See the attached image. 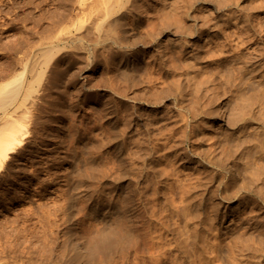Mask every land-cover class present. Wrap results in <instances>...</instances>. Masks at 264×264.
<instances>
[{
  "label": "rangeland",
  "instance_id": "374dc122",
  "mask_svg": "<svg viewBox=\"0 0 264 264\" xmlns=\"http://www.w3.org/2000/svg\"><path fill=\"white\" fill-rule=\"evenodd\" d=\"M100 1L0 0V264H264V0Z\"/></svg>",
  "mask_w": 264,
  "mask_h": 264
},
{
  "label": "bare ground",
  "instance_id": "6f19581e",
  "mask_svg": "<svg viewBox=\"0 0 264 264\" xmlns=\"http://www.w3.org/2000/svg\"><path fill=\"white\" fill-rule=\"evenodd\" d=\"M100 1V0H99ZM103 1V0H102ZM105 1V0H104ZM148 1V0H147ZM153 1V0H152ZM208 1V0H207ZM239 1V0H238ZM108 1L106 0V2H99V3H101V4H99V6H97V5H95L94 4V7H90V10L87 8V12H88V10H89V13H90V15L89 16H91V14L92 15H94L95 13H97V12H99L100 13V11L101 12H104V13H106V14H109L110 12H112L113 11V8H112V5L110 4V3H107ZM138 2V1H137ZM141 2H143V0L141 1ZM145 2V1H144ZM169 2V1H168ZM171 2H174V0L172 1L171 0ZM199 2V4L200 3H204V2H206V0H199L198 1ZM211 2H212V0H211ZM211 2H210V4H211ZM214 2V1H213ZM212 2V3H213ZM103 3V4H102ZM197 3V2H196ZM172 4V3H171ZM198 4V5H199ZM233 4V3H232ZM244 4V3H243ZM102 5V6H101ZM200 5H202V4H200ZM91 6V5H90ZM93 6V5H92ZM230 6V5H229ZM240 6V3L238 2L237 4H235V7H239ZM89 7V6H88ZM230 9V8H229ZM228 9V10H229ZM232 9V8H231ZM236 9V8H235ZM240 9H241V7H240ZM236 10H238V9H236ZM243 10V9H242ZM241 10V11H242ZM233 11V10H232ZM235 11V10H234ZM88 13V14H89ZM98 13V14H99ZM235 13V12H234ZM123 17V16H122ZM124 18V17H123ZM193 18H197V17H193ZM233 18V17H232ZM119 19V18H118ZM122 20V19H121ZM121 20H117L116 19V23H118V24H121L122 22H123V20L121 21ZM229 22V21H228ZM117 24V25H118ZM116 24H114V26H115ZM116 25V26H117ZM123 25V24H122ZM122 25H120V26H122ZM115 26V27H116ZM119 26V25H118ZM117 26V27H118ZM168 29H170V28H168ZM166 30V29H165ZM168 31V30H167ZM166 32V31H165ZM197 32V31H196ZM190 34H192V33H189V35ZM196 34V33H195ZM195 34H194V36H195ZM198 34V33H197ZM201 34H203V33H201ZM200 34V35H201ZM193 35V34H192ZM192 35H190V37L192 36ZM188 36V35H187ZM186 36V37H187ZM193 36V37H194ZM199 37V36H198ZM202 38V37H201ZM189 39V38H188ZM194 39V38H193ZM203 39V38H202ZM201 41V40H200ZM186 42V44H188L187 42L188 41H184V43ZM191 42H193V40H191ZM191 42L189 43V45L187 46V51H188V53H192L191 54V57L195 54V53H193L194 52V50L195 49H197V45H196V48H193V45H191ZM203 42V41H202ZM176 43V42H175ZM174 44V43H173ZM172 44V45H173ZM182 44V43H181ZM181 44H180V46H181ZM193 44H195V43H193ZM200 44V43H199ZM175 45V44H174ZM173 45V46H174ZM175 47V46H174ZM182 47L183 46H181L180 48L182 49ZM184 47H185V45H184ZM184 47H183V51H184ZM186 49V48H185ZM198 49H201V47L200 48H198ZM197 51H199V50H197ZM186 52V51H185ZM184 52V53H185ZM182 53V52H181ZM187 53V52H186ZM185 53V54H186ZM198 53V52H197ZM199 54H201L200 52H199ZM232 54V53H231ZM182 55H183V53H182ZM227 55H229V53L227 54ZM226 55V56H227ZM233 56V55H232ZM187 57V56H186ZM189 57V56H188ZM196 58V57H195ZM228 58V57H227ZM238 58V57H237ZM189 59V58H188ZM193 60H194V57L192 58ZM199 59V58H198ZM198 59H196L197 61H198ZM190 60V59H189ZM237 60V59H236ZM256 60V59H255ZM195 61V60H194ZM194 61H191L192 63L194 62ZM262 61V60H261ZM251 62H252V60H251ZM191 63V64H192ZM194 64V63H193ZM199 64V63H198ZM197 64V65H198ZM253 64V63H252ZM263 63H259V65H262ZM250 65V64H249ZM255 65V64H254ZM264 65V64H263ZM192 66V65H191ZM198 66H201L200 64L198 65ZM258 66V65H257ZM190 67V66H189ZM202 67H203V65H202ZM253 67H255V66H251V68H253ZM263 67V66H262ZM261 66L259 67L260 68V71L262 72V68ZM192 68H194V67H192ZM199 68H201V67H198V69ZM258 68V67H257ZM262 68V69H261ZM202 70H204L203 68H201ZM200 69V70H201ZM190 70H193V69H189V71ZM197 70V69H196ZM255 70V69H254ZM253 70V71H254ZM194 71H195V69H194ZM251 71V70H250ZM191 72V71H190ZM189 72V73H190ZM200 72V71H199ZM258 72H259V70H258ZM258 72H256V73H258ZM254 74H255V72H254ZM259 74V73H258ZM262 74V73H261ZM251 76V75H250ZM262 77H264V75L262 76ZM262 77H261V79H262ZM258 79H260V78H258V75H253L252 76V80L254 81V82H257V80ZM252 80H250V82H251V85H252ZM263 80V79H262ZM264 81V80H263ZM249 82V83H250ZM253 82V83H254ZM260 83V82H259ZM255 84V83H254ZM246 85V84H245ZM247 85H248V82H247ZM250 85V84H249ZM257 85V84H256ZM256 85H255V87H256ZM262 85H264V83L263 84H261V86ZM258 86V85H257ZM260 86V85H259ZM247 87V86H246ZM253 87V86H252ZM252 87H248V89L250 90ZM254 88V87H253ZM257 88V87H256ZM259 90V92H260V94L261 93H263L264 94V86H262L260 89H258ZM241 91H243L242 89H241ZM244 91H248V90H245L244 89ZM243 91V92H244ZM253 91H254V89H253ZM256 92V91H255ZM258 92V91H257ZM242 93V92H241ZM252 93H254V92H252ZM254 94H256V93H254ZM253 94V95H254ZM259 94V95H260ZM242 95V94H241ZM252 95V94H251ZM258 95V94H257ZM256 95V96H257ZM244 96L245 95H243L242 97L241 96H239V97H241V98H244ZM238 97V98H239ZM247 97V96H246ZM250 97V96H249ZM249 97H247V98H249ZM252 97V96H251ZM259 97V96H258ZM257 97V98H258ZM260 97H261V95H260ZM256 98V97H255ZM245 99V98H244ZM251 98H249L248 100H250ZM254 99V98H253ZM260 99V98H259ZM247 100V99H246ZM261 100V99H260ZM263 100V99H262ZM261 100V101H262ZM259 101V100H258ZM243 102V101H242ZM245 102V101H244ZM243 102V103H244ZM219 103V102H218ZM236 103H239V100H238V102H236ZM250 103H252V102H250ZM249 103V104H250ZM214 104H216V103H214ZM213 104V105H214ZM240 104V103H239ZM243 104H241L240 106H242ZM217 106V105H216ZM245 106H248V105H245ZM225 107V106H224ZM232 107H233V105H232ZM244 107V106H243ZM215 108V107H214ZM218 113H217V115L214 117V119H216L217 121H219V120H221V121H223V123L226 125H228V121L227 120H222V114H221V109H222V107L221 106H219L218 105ZM230 108V107H229ZM246 108V107H245ZM233 109V108H232ZM244 109V108H243ZM216 110V109H215ZM248 110V109H247ZM245 111L246 113H244L245 115L247 114V112L248 111ZM224 111H225V109H224ZM232 111V110H231ZM243 111V110H242ZM252 111V110H251ZM215 112V111H214ZM244 112V111H243ZM233 113V112H232ZM231 113V114H232ZM12 116H13V111L11 112V111H5L4 113H3V115L2 116H0V120L1 119H4L7 123L8 122H10V121H12L13 119H11L12 118ZM212 116V115H211ZM246 116H248V115H246ZM11 117V118H10ZM213 117V116H212ZM234 117H235V115H234ZM240 117H241V115H240ZM210 118V117H209ZM225 118V117H224ZM223 118V119H224ZM11 119V120H10ZM208 119V118H207ZM10 120V121H9ZM246 120H248V119H246ZM233 121V120H232ZM241 121H243V120H241ZM1 122V121H0ZM240 122V121H239ZM215 123V122H214ZM234 123V122H233ZM235 123H236V121H235ZM242 123V122H241ZM247 123V122H246ZM213 124V123H212ZM261 124V123H260ZM226 125V126H227ZM232 125V124H231ZM264 125V124H263ZM244 127H245V124H244ZM262 127V126H261ZM238 127H236V126H233V128H231L232 130H236ZM239 128H241V127H239ZM242 129V128H241ZM238 130V129H237ZM264 131V130H263ZM234 132V131H233ZM240 132V131H239ZM18 133H19V130L17 129V128H13V129H11L9 132H8V134H7V136H6V138L2 141V143H1V145H0V168L3 166V164L8 160V156H9V154L11 153V152H9L10 150H12L13 149V147L17 144V143H19V139H18ZM264 133V132H263ZM254 166V165H253ZM253 168V167H252ZM261 169V168H260ZM226 173H228V175H229V177H231L232 178V176H234L233 175V170L230 168V167H227L226 169ZM262 170H263V168H262ZM235 171V170H234ZM251 171H252V169H251ZM253 172V171H252ZM251 172V173H252ZM254 173V172H253ZM236 174V173H235ZM227 175V176H228ZM97 211V210H96ZM97 213V216H98V218L100 219V220H105V221H110V220H112L113 219V217H114V208H113V206L110 204H105L104 206H102L101 208H99V210H98V212H96ZM228 229H230V226L228 227ZM117 230H115V231H111L110 232V234L108 235V237H113V236H115L116 234H117ZM76 246V245H75ZM73 252L74 253H78L79 251H78V249L76 248V247H73Z\"/></svg>",
  "mask_w": 264,
  "mask_h": 264
}]
</instances>
